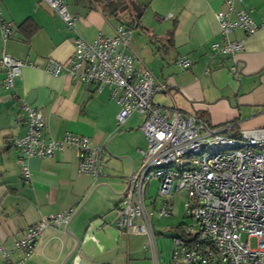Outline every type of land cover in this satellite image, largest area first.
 I'll use <instances>...</instances> for the list:
<instances>
[{
  "label": "crops",
  "instance_id": "obj_1",
  "mask_svg": "<svg viewBox=\"0 0 264 264\" xmlns=\"http://www.w3.org/2000/svg\"><path fill=\"white\" fill-rule=\"evenodd\" d=\"M121 1L126 2L120 12L127 23L109 13L114 0H65L76 18L72 29L42 0H0V11L13 29L9 39L0 31V58L6 52L27 63L14 90L3 85L0 66V243L10 247L40 219L74 209L68 223L49 226L38 236L34 253L23 264H62L74 250L65 264H174L173 237L187 222L184 213L174 214L176 195L171 216L150 220L154 248L147 234L117 227L127 178L140 167L147 141L131 116L118 125L120 105L109 86L98 89L66 72L54 76L45 70L49 60L63 63L73 56L77 36L92 41L100 32L114 36L121 24L130 26L134 44L127 51L136 67L168 83L155 95L156 104L200 117L213 128L229 125L233 136L264 127V27L249 37L235 29L232 37L245 39L244 49L235 55L217 53L212 45L223 38L218 13L225 10V0ZM234 8L248 11L256 22L264 18V0H235ZM134 28L140 33L133 35ZM181 58L191 61L189 68L179 65ZM23 101L44 114L46 140L72 132L104 148L103 175L97 182L79 172L72 147L51 157L29 158L31 179L22 178L20 151L11 140L27 130L18 122ZM147 190L146 207L159 209L162 200Z\"/></svg>",
  "mask_w": 264,
  "mask_h": 264
},
{
  "label": "built area",
  "instance_id": "obj_2",
  "mask_svg": "<svg viewBox=\"0 0 264 264\" xmlns=\"http://www.w3.org/2000/svg\"><path fill=\"white\" fill-rule=\"evenodd\" d=\"M42 1L69 28L75 29L76 18L69 13L65 0ZM234 2L225 0V10L218 13L223 38L212 45L217 53L235 55L244 49L245 39L232 37L235 29H243L249 37L264 27V18L256 22L248 11H235ZM233 12L235 19L231 18ZM0 31L5 39L13 35L12 26L1 11ZM116 31L114 36L100 32L92 41L77 36L73 56L63 63L51 59L45 70L54 76L66 72L98 89L109 86L120 105L118 125L135 112L144 116L140 128L148 145L141 151L140 167L127 178L117 227L147 234L154 248L151 218L171 216L174 197L184 191V215L190 221L173 237L174 264H264V127L245 129L233 136L229 125L213 128L200 117L156 104L155 95L166 90L168 83H160L150 70L136 67L134 56L127 51L132 28L121 24ZM178 63L184 68L191 65L187 58ZM26 65L25 60L3 53L0 66L6 89L14 90L15 80ZM18 122L27 130L11 143L20 151L21 176L25 181L32 176L29 158L51 157L64 147L76 150L80 173L91 176L94 182L103 175L104 148L92 146L88 136L67 132L59 140H46L44 114L25 101ZM215 145L223 148L207 152L208 147ZM153 179L159 181L156 197L162 204L151 210L144 198ZM73 213L71 208L40 219L10 247L0 243V264H23L29 260L38 236L49 226L68 223ZM243 233L256 237L258 246L252 248L249 241L244 242ZM14 253L19 254L16 260L12 258Z\"/></svg>",
  "mask_w": 264,
  "mask_h": 264
},
{
  "label": "rangeland",
  "instance_id": "obj_3",
  "mask_svg": "<svg viewBox=\"0 0 264 264\" xmlns=\"http://www.w3.org/2000/svg\"><path fill=\"white\" fill-rule=\"evenodd\" d=\"M129 19L124 15L122 18H121V22H123V23H127V22H129L128 21ZM140 28L139 29H136V28H134L133 29V31H134V33H133V35L135 34V35H137L138 33H140ZM149 36H151V32H150V35ZM133 38V37H132ZM131 38V41H130V43H129V46H133V39ZM145 39H147L148 41L150 40L149 39V37L148 36H145ZM151 48V47H150ZM142 118H144V116H143V114H141V113H138V112H135V113H133L132 115H131V117H130V119L132 120V121H134L135 123H137L138 124V126L141 124V122H142ZM123 125V124H122ZM137 126V127H138ZM136 127V128H137ZM137 130L138 131H140V138L141 137H143V131L141 130V128L139 127V128H137ZM144 138H145V135H144ZM145 140H146V138H145ZM147 141V140H146ZM147 145H148V143H147ZM147 148V147H146ZM223 148V146H221V145H215V146H210V147H208V149H207V152H210V151H215V150H219V149H222ZM105 165V164H104ZM108 166H109V164H108ZM158 180L157 179H153V181H151V183H150V186L148 187V190H147V194L151 191L154 195H156V193H157V189H158V182H157ZM150 187H151V190H150ZM182 197H183V199H182ZM185 197H186V192H181V193H179V194H177V196H176V198H175V203H176V209H175V215L177 216V215H181V213H185V207L183 206L184 204H182L183 203V200H185ZM160 199V198H159ZM182 199V200H181ZM179 213V214H178ZM187 220V222H189L190 221V218L189 217H187V218H185V221ZM164 221V220H163ZM186 222V223H187ZM169 235H171V234H169ZM242 240L244 241V242H247V241H249V243H250V246L252 247V248H256L257 246H258V239L256 238V237H250L249 238V236L246 234V233H243L242 234Z\"/></svg>",
  "mask_w": 264,
  "mask_h": 264
},
{
  "label": "trees",
  "instance_id": "obj_4",
  "mask_svg": "<svg viewBox=\"0 0 264 264\" xmlns=\"http://www.w3.org/2000/svg\"><path fill=\"white\" fill-rule=\"evenodd\" d=\"M126 2L125 1H121V0H114V2H113V4H114V6H115V8L111 11V12H109L110 14H112V15H115V16H121L122 17V15H123V13H125V12H120V10H121V8H122V6L125 4ZM112 4V5H113ZM108 6H109V4H108ZM107 7V6H106ZM135 24V23H134ZM182 226V225H181ZM180 226V227H181ZM180 227H179V229L178 230H180Z\"/></svg>",
  "mask_w": 264,
  "mask_h": 264
},
{
  "label": "water",
  "instance_id": "obj_5",
  "mask_svg": "<svg viewBox=\"0 0 264 264\" xmlns=\"http://www.w3.org/2000/svg\"><path fill=\"white\" fill-rule=\"evenodd\" d=\"M139 12V11H138ZM139 16H141V15H139ZM71 236H73L74 238H75V240L77 241V243H78V239H77V237L76 236H74L73 234H70ZM74 252H75V250L74 251H72L67 257H66V259L63 261V263L62 264H65L66 263V261L74 254Z\"/></svg>",
  "mask_w": 264,
  "mask_h": 264
}]
</instances>
